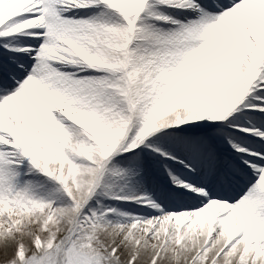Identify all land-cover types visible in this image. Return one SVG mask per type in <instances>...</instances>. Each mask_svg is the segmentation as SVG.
I'll list each match as a JSON object with an SVG mask.
<instances>
[{
	"label": "snow or ice",
	"instance_id": "snow-or-ice-1",
	"mask_svg": "<svg viewBox=\"0 0 264 264\" xmlns=\"http://www.w3.org/2000/svg\"><path fill=\"white\" fill-rule=\"evenodd\" d=\"M0 264H264V0H0Z\"/></svg>",
	"mask_w": 264,
	"mask_h": 264
}]
</instances>
